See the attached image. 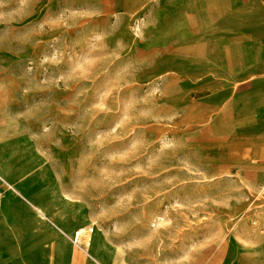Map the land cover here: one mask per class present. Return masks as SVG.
<instances>
[{
  "label": "rangeland",
  "instance_id": "rangeland-1",
  "mask_svg": "<svg viewBox=\"0 0 264 264\" xmlns=\"http://www.w3.org/2000/svg\"><path fill=\"white\" fill-rule=\"evenodd\" d=\"M233 3L0 0V123L20 171L0 176V264L47 234L84 264H264V121L229 126L235 43H206ZM88 228L107 260L86 231L74 243Z\"/></svg>",
  "mask_w": 264,
  "mask_h": 264
},
{
  "label": "crops",
  "instance_id": "crops-1",
  "mask_svg": "<svg viewBox=\"0 0 264 264\" xmlns=\"http://www.w3.org/2000/svg\"><path fill=\"white\" fill-rule=\"evenodd\" d=\"M232 5H234V8L231 11L234 13L231 14L228 19H223L221 23H219L218 32L214 34L211 33L209 35L210 39L204 41H206V43H235V62L230 56V48L224 46L225 52L231 59L229 62L234 64V71L229 72V76L226 71L224 74L226 79H230L233 86H229L230 88L228 90H226V88L224 89L225 91L222 95V102L219 108L225 115L228 112L229 114L231 111L234 112L233 121L229 123V126L235 124V127H255L257 124L261 123V121H264V116H260L259 113L264 112V0H234ZM206 36L207 35H205V37ZM239 50L241 51L240 56L238 55ZM249 111L252 112V115L256 113L255 117H250L251 120L249 122H235L238 113L244 114ZM6 133L2 130V125L0 123V176H4L2 178L7 183L11 184L13 183L12 177L20 175V171L11 157L14 141L13 139L4 141V138H7V136H5ZM14 152L16 153L18 151L15 150ZM28 166L27 164V169ZM1 190L2 188L0 186V191ZM35 209H37L39 214H43L41 216L46 217L45 213L38 207L35 206ZM3 229L4 221L1 219L0 234L3 233ZM76 231H80V242L85 231L87 234V230L80 229ZM86 234L84 237H86ZM66 240L67 238L65 236H49L47 234L45 241L40 244L38 243L39 245L36 244L33 249L26 251L22 257L18 258L20 260L15 259L14 264H22V262L24 264L29 253H39V251L47 247L51 241L55 243L58 242L60 246H65L64 241ZM75 249L74 247L65 248L71 261L75 258L80 264H84V259L80 251L76 249L75 253ZM92 255L96 256L95 254Z\"/></svg>",
  "mask_w": 264,
  "mask_h": 264
},
{
  "label": "bare ground",
  "instance_id": "bare-ground-1",
  "mask_svg": "<svg viewBox=\"0 0 264 264\" xmlns=\"http://www.w3.org/2000/svg\"><path fill=\"white\" fill-rule=\"evenodd\" d=\"M209 163L211 165H215L216 160L212 158L209 160ZM41 215L43 214L41 213ZM76 232L80 233V231H76ZM90 232H93L92 228H88L87 230L86 239L84 242L85 247L87 248L88 251H90V253L95 254L101 260H107L109 258L108 252H106L103 242L98 238V232H95L93 235L90 234ZM66 238L67 240L64 241L65 246L62 245L63 247L60 246L58 242L55 243L54 241L53 242L51 241L50 244L47 247L41 249L39 253H29L31 255L30 263L31 264H80V262L75 258H73L71 261L69 255L67 254L66 252L67 250H65V248L74 247L75 249L76 246L72 243L69 236H66ZM75 253H76V249H75ZM220 263H221L220 258L213 262V264H220ZM121 264H125V263H121Z\"/></svg>",
  "mask_w": 264,
  "mask_h": 264
},
{
  "label": "built area",
  "instance_id": "built-area-1",
  "mask_svg": "<svg viewBox=\"0 0 264 264\" xmlns=\"http://www.w3.org/2000/svg\"><path fill=\"white\" fill-rule=\"evenodd\" d=\"M79 240H80L79 233L76 232L75 235H74L73 241H74V243L78 244Z\"/></svg>",
  "mask_w": 264,
  "mask_h": 264
}]
</instances>
